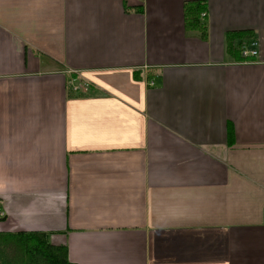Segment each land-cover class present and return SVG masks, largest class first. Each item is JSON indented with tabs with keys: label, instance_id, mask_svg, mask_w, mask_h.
<instances>
[{
	"label": "crops",
	"instance_id": "0c3cea01",
	"mask_svg": "<svg viewBox=\"0 0 264 264\" xmlns=\"http://www.w3.org/2000/svg\"><path fill=\"white\" fill-rule=\"evenodd\" d=\"M185 1L0 0V232L73 264H264V0H201L204 40Z\"/></svg>",
	"mask_w": 264,
	"mask_h": 264
},
{
	"label": "trees",
	"instance_id": "16d2710c",
	"mask_svg": "<svg viewBox=\"0 0 264 264\" xmlns=\"http://www.w3.org/2000/svg\"><path fill=\"white\" fill-rule=\"evenodd\" d=\"M182 9L184 28L198 31L204 40L205 2L185 1ZM246 34L245 31L236 32V36ZM228 136L232 137L231 125L228 126ZM50 236L51 233L45 231L0 232V264H73L67 258L66 246L52 243Z\"/></svg>",
	"mask_w": 264,
	"mask_h": 264
},
{
	"label": "built area",
	"instance_id": "2783aa9c",
	"mask_svg": "<svg viewBox=\"0 0 264 264\" xmlns=\"http://www.w3.org/2000/svg\"><path fill=\"white\" fill-rule=\"evenodd\" d=\"M256 41L252 40L249 43L243 42L239 47L240 55L244 59L254 58L257 55V50L255 49ZM77 88H75L76 90ZM4 215L2 208L0 207V218Z\"/></svg>",
	"mask_w": 264,
	"mask_h": 264
}]
</instances>
